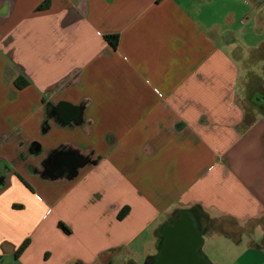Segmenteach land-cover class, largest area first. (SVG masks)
<instances>
[{"label":"crops","instance_id":"crops-1","mask_svg":"<svg viewBox=\"0 0 264 264\" xmlns=\"http://www.w3.org/2000/svg\"><path fill=\"white\" fill-rule=\"evenodd\" d=\"M232 20L229 0H0V264H141L183 213L207 264H264Z\"/></svg>","mask_w":264,"mask_h":264},{"label":"rangeland","instance_id":"rangeland-1","mask_svg":"<svg viewBox=\"0 0 264 264\" xmlns=\"http://www.w3.org/2000/svg\"><path fill=\"white\" fill-rule=\"evenodd\" d=\"M229 2L233 18L231 29L235 38L229 45L230 50L232 49V53L239 61L238 64L243 77H241L238 85L237 102L251 112L259 110L258 107L253 109V106H258V100L254 99V94L256 97L264 95V43L257 49H244V47H255L261 40H264V4L258 10L241 0H229ZM259 13L262 23L254 21V17ZM257 93L258 95H256ZM205 238L207 242V234ZM206 246L201 248L200 253L211 260L212 258L209 257L212 256ZM127 259L129 258L120 254L114 258L112 264H124ZM138 260L143 261V257H137L136 262H139ZM126 264L136 263L129 260Z\"/></svg>","mask_w":264,"mask_h":264},{"label":"water","instance_id":"water-1","mask_svg":"<svg viewBox=\"0 0 264 264\" xmlns=\"http://www.w3.org/2000/svg\"><path fill=\"white\" fill-rule=\"evenodd\" d=\"M62 107H60L61 111L65 112ZM186 237L191 240L194 239L193 249L187 246ZM198 241V235L194 230L192 221H188L186 214H181L174 221V228L166 229V242L159 254L160 264H207L206 260L196 255L195 247H197Z\"/></svg>","mask_w":264,"mask_h":264},{"label":"trees","instance_id":"trees-1","mask_svg":"<svg viewBox=\"0 0 264 264\" xmlns=\"http://www.w3.org/2000/svg\"><path fill=\"white\" fill-rule=\"evenodd\" d=\"M105 38L112 44V46H116V40H117V35H106L105 36ZM23 78L20 76V77H17L15 80H14V84L17 86V87H19V88H21L25 83H26V81H21ZM256 95H258V94H256ZM254 99L255 100H258L257 102H258V106L260 107V109L263 111V113H264V99H261V97L260 96H258V97H256V96H254ZM14 206H16V205H14ZM59 225L63 228V229H65L66 230V228L61 224V223H59ZM24 245H22L18 250H17V252L19 253L20 252V250L22 249V247H23ZM198 254H199V252H198Z\"/></svg>","mask_w":264,"mask_h":264},{"label":"flooded vegetation","instance_id":"flooded-vegetation-1","mask_svg":"<svg viewBox=\"0 0 264 264\" xmlns=\"http://www.w3.org/2000/svg\"><path fill=\"white\" fill-rule=\"evenodd\" d=\"M261 99H264V95H261ZM165 242H166V237L164 238V236L162 235V237L160 239V243H159L160 246L158 249V254L154 255V256L147 257L145 260H143V262L141 264H160L161 261L159 260V254H160L162 248L164 247ZM197 257H199V256H197Z\"/></svg>","mask_w":264,"mask_h":264}]
</instances>
